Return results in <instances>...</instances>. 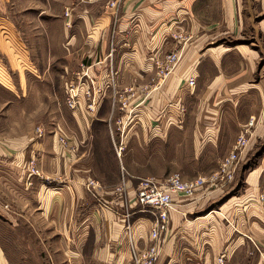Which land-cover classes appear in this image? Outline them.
Wrapping results in <instances>:
<instances>
[{
	"label": "crops",
	"instance_id": "1",
	"mask_svg": "<svg viewBox=\"0 0 264 264\" xmlns=\"http://www.w3.org/2000/svg\"><path fill=\"white\" fill-rule=\"evenodd\" d=\"M262 16L264 0H0V20L41 30L44 56L37 48L29 54H39L32 60L37 69L59 71L56 84L63 86L75 78L77 85L80 73L100 92L90 106L83 96L77 109L66 105L78 123L76 131L63 126L66 148L58 126L54 137L37 138L33 131L23 142L18 135L0 138V200L16 208L0 209L1 215L14 226L24 219L32 229L49 231L46 241H59L60 264H131L128 235L138 250L147 249L153 219L132 207L133 174L123 166L122 151L156 143L173 150L168 158L182 159L188 150L185 164L220 166L240 135L248 142L264 135ZM4 54L0 50V59ZM170 54L177 61L167 72ZM109 70L117 88L111 93L103 87L110 84ZM118 95L124 102L119 111L110 105ZM116 117L119 125L109 128L121 141L112 144L106 123ZM107 147L114 155L108 168ZM141 159L142 167L149 165L148 153ZM117 160L128 175L123 199L112 198L121 180ZM262 165L245 175L246 189L223 217L194 216L208 198L205 190L176 199L155 264H219L222 256L223 264H264ZM91 196L112 199L113 211L95 206ZM0 264H7L1 249Z\"/></svg>",
	"mask_w": 264,
	"mask_h": 264
},
{
	"label": "rangeland",
	"instance_id": "2",
	"mask_svg": "<svg viewBox=\"0 0 264 264\" xmlns=\"http://www.w3.org/2000/svg\"><path fill=\"white\" fill-rule=\"evenodd\" d=\"M113 4L116 5L115 1H109L108 7L114 8L115 5ZM118 9L117 6L116 11ZM68 14L69 12H65V17H68ZM23 25L27 26L28 23L24 24L21 21V30H18L12 22L8 23L0 20V50L5 53L2 55L4 60L0 59V67L4 73L3 77L0 76V138H12L13 136L17 137L18 135V137L21 138L20 142H23L30 132L33 131L35 132L33 135L37 138L54 137L55 133H59V131L57 132L58 126L61 135L65 140V144H62L58 140L59 144L66 148V135L68 134L64 131L63 126L66 127L67 125L68 128H71L74 131L77 130L75 126H78L77 119L71 116V110L66 107L67 92L70 85L63 86L61 84H56V81L60 79L59 71H46L35 67L32 60L37 63L39 54L37 53V56L33 55V58H30L31 51L34 53V48H37L44 56L43 49L45 47L41 44L43 42L42 34H40L41 30L37 28V30L34 31L35 28L34 26L32 27V24H30L32 29L26 30L22 28ZM34 43H37L38 46H34ZM13 66L14 68L12 69ZM17 73H20V79H18L16 75ZM113 76H115V72L109 70L107 77L110 79V84L107 83L103 86L107 92L110 91V93L117 89ZM75 80V83L72 85L73 88L76 87L77 79L75 78ZM86 87H89L90 89L91 85L87 84ZM122 93H124V90H122ZM118 100L119 101L117 102L112 101L114 104L110 102V105L115 106V110L119 111L120 106L124 109V102L121 98ZM85 102V106H89V101L85 99ZM119 113H121V111ZM117 120H119V118H112L106 123L112 144L121 141V135L117 138L115 130L109 128L110 126H118L119 124ZM150 125L154 128H160L159 121L155 122L152 120ZM98 126L100 125L98 124ZM104 137L105 136L102 135V138ZM253 140L254 139L249 140L246 152L244 153L241 162L239 161L234 177L231 181L216 184L214 186L205 184V186L200 189L208 192V198L199 208H195L194 211L199 213V215H194L195 217L204 216L205 214L223 217L225 216L227 209L234 207L235 202L238 200L239 193L242 191L244 192L246 189V184L244 183L245 175L248 176L249 173L258 169L260 164L264 162V135L256 141ZM4 141H0V145ZM119 144L117 146L120 147L121 145ZM155 144L156 143L152 144L153 146L151 147L150 144L149 147L151 149L149 148L143 151H141V149L127 150L125 148L121 154V157L123 155L122 162L124 168L128 171L127 173L130 175L133 174V178L130 179L132 180L130 182V188L133 189L132 192H134V194H132L134 196L131 199L132 207L151 216L153 223L155 217L149 211L142 209L137 205V191L143 180L147 179L157 183H163L171 175L179 174L180 177L181 175L187 177L186 179L188 180H183L181 177L183 181L189 182L195 176L210 178L219 169V166H194L191 164H185V162L188 161V150H182V159L168 158L167 155L172 153L173 150L161 149V147ZM112 151L113 150L109 151L107 147L106 151L102 154L107 168L109 167V162H112V156H114L112 155ZM147 153L149 159L146 161L149 162V165L142 167L145 161H142L141 154ZM172 161H181L182 165L171 164ZM116 163L118 179L121 180L118 183V186L115 189L116 192L113 193L114 195H112V198H115L116 196L117 199H123L124 194H127L125 179L128 175L125 173L123 166L120 163L118 164V160ZM260 168L263 170L264 177V166L262 165ZM140 179L143 180L141 181ZM260 188L262 189L261 193H264V186H261ZM4 202L5 201L0 200V209L12 211V209L15 208L12 204H5ZM92 202L100 209L111 208L110 210L113 211L112 206H114V201L112 199L96 196L92 197ZM21 205L23 206V204ZM170 221L171 214L169 225ZM40 223L43 224L42 220H40ZM126 230L129 233L128 225ZM56 233V231H53L52 237L55 238ZM166 234L163 236V241L165 240ZM49 237L50 232H46L44 228L40 231L32 229L24 219H21V223L18 226H14L10 218L2 216L0 213V249L4 254L7 264H60V253L55 252L56 250H60L58 245L59 241H46ZM148 240L152 245L149 234ZM163 241L159 246L160 252L162 251ZM138 251L143 252L144 249ZM263 251L264 248L262 247V252Z\"/></svg>",
	"mask_w": 264,
	"mask_h": 264
},
{
	"label": "built area",
	"instance_id": "3",
	"mask_svg": "<svg viewBox=\"0 0 264 264\" xmlns=\"http://www.w3.org/2000/svg\"><path fill=\"white\" fill-rule=\"evenodd\" d=\"M116 7L117 5H115L114 8ZM176 61V54L168 55L165 61V71L168 72ZM83 75L88 77L85 73ZM78 81L79 83L76 87L73 88L72 85H70L67 92L66 105L71 110H75L80 106L79 99L82 96L89 101L90 106L94 102L96 95L100 94V92L98 93V89L94 86V83H89V85H91L90 89L86 87L87 84L83 83L80 73L78 74ZM188 86H195L194 78L188 80ZM59 141L65 144V140L62 136H59ZM247 145L248 139L244 133L237 138L231 153L222 160L218 171L210 178L205 179L204 177H199L193 181L185 182L179 174H173L163 183H157L152 180L142 181L137 191V205L149 211L155 217L153 227L150 229L149 233L152 245L143 252H139L134 245L133 239L128 235L131 264H155L157 262L160 254L159 246L163 241V236L168 232L170 214L174 211L175 200L191 199L205 186V184L213 186L231 181L239 164L240 154ZM116 149L118 153L122 151L121 146ZM30 169L32 172H35L33 163L30 165ZM92 185L93 183H89L90 187ZM258 202L262 209H264V193L259 196ZM218 262L219 264H223V256L218 259Z\"/></svg>",
	"mask_w": 264,
	"mask_h": 264
}]
</instances>
